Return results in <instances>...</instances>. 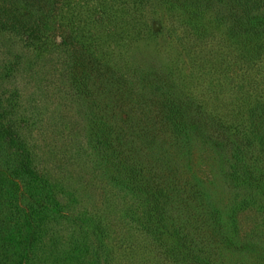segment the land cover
Segmentation results:
<instances>
[{
	"label": "rangeland",
	"instance_id": "obj_1",
	"mask_svg": "<svg viewBox=\"0 0 264 264\" xmlns=\"http://www.w3.org/2000/svg\"><path fill=\"white\" fill-rule=\"evenodd\" d=\"M250 1L59 0L68 32L38 43L0 26V264H264Z\"/></svg>",
	"mask_w": 264,
	"mask_h": 264
},
{
	"label": "trees",
	"instance_id": "obj_2",
	"mask_svg": "<svg viewBox=\"0 0 264 264\" xmlns=\"http://www.w3.org/2000/svg\"><path fill=\"white\" fill-rule=\"evenodd\" d=\"M58 1L59 0H18V2H22L26 4L27 12L34 14L36 13L39 15V17L37 16L36 19L34 20H27L25 19V17L19 19L16 17L19 11L18 10L16 11V9H12L11 10L12 13L10 16H13V18L10 16H6L4 20L0 19V26H2L7 30H11L13 32L21 34L20 36H22L24 40L29 43H33V42L38 43L40 41V38L38 37L41 35L42 30L44 29H46L48 35L49 33H51V35L53 36H57V34L59 33L60 34L67 33L68 32L67 28L50 21L53 18V16L56 14V11L58 9L57 8ZM166 1H168V3H166L167 5L173 6V0H166ZM178 2L180 3L182 9L186 12V16H188V19L195 21L198 16L201 18L200 14L202 12H200V7L198 6L200 4V0H178ZM250 3L251 4L249 10H251V8L253 9H257L261 7L264 8L263 6L264 0H251ZM236 25L237 26L240 25L241 27L244 28L248 27V29L253 27V29L255 30L259 29L258 32L261 31V29H264V22H262L261 19L259 20L251 19V18L240 19L236 21L235 26ZM64 39L65 38L63 37L61 38L62 44H64ZM80 77L82 78V76ZM106 79H108L109 82L111 78L107 77ZM116 88H118V85H116ZM165 106L169 107L167 104H165ZM172 107L174 106L172 105ZM184 121L186 120H184L183 116L180 115V113L177 112V110L175 109L170 110V116L167 120V123L169 122V125L181 126L182 124H184Z\"/></svg>",
	"mask_w": 264,
	"mask_h": 264
}]
</instances>
